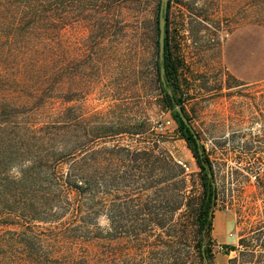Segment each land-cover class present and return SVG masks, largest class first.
I'll return each mask as SVG.
<instances>
[{
    "label": "rangeland",
    "instance_id": "rangeland-1",
    "mask_svg": "<svg viewBox=\"0 0 264 264\" xmlns=\"http://www.w3.org/2000/svg\"><path fill=\"white\" fill-rule=\"evenodd\" d=\"M159 6L63 0L59 40L49 31L48 113L89 181L92 254L111 264H202L203 172L165 102ZM166 23L176 96L217 190L210 262L264 264V0H171Z\"/></svg>",
    "mask_w": 264,
    "mask_h": 264
},
{
    "label": "trees",
    "instance_id": "trees-1",
    "mask_svg": "<svg viewBox=\"0 0 264 264\" xmlns=\"http://www.w3.org/2000/svg\"><path fill=\"white\" fill-rule=\"evenodd\" d=\"M61 7L63 0H0V264L112 262L107 252L92 254L96 224L86 215L92 204H84L89 181L78 174L76 148L68 149L56 139L64 128L61 115L48 113L49 31L56 32L58 41ZM59 55L54 54L56 59ZM161 66L165 102L203 172L196 217L198 251L202 264H211V250L203 243L210 238L217 199L210 160L198 134L195 138L174 110L179 104L185 112L176 96L177 73L170 53L158 58V73ZM13 166L19 168L21 179L9 175Z\"/></svg>",
    "mask_w": 264,
    "mask_h": 264
},
{
    "label": "water",
    "instance_id": "water-1",
    "mask_svg": "<svg viewBox=\"0 0 264 264\" xmlns=\"http://www.w3.org/2000/svg\"><path fill=\"white\" fill-rule=\"evenodd\" d=\"M168 3L169 0H160L159 13H158V56L160 60L164 58V52H165V40H166L165 25H166ZM160 79L163 82V85H165L164 68L162 66L160 67ZM167 90L169 93H171V90L169 88H167ZM174 110L178 113L179 117L184 122V124L190 128L193 136L196 138L197 133L192 128L188 116L185 114L181 105L174 104ZM208 175H210V173H208Z\"/></svg>",
    "mask_w": 264,
    "mask_h": 264
},
{
    "label": "clouds",
    "instance_id": "clouds-1",
    "mask_svg": "<svg viewBox=\"0 0 264 264\" xmlns=\"http://www.w3.org/2000/svg\"><path fill=\"white\" fill-rule=\"evenodd\" d=\"M9 175H10L13 179H16V180L21 179V172H20L19 168L16 167V166H13V167L10 169ZM102 223H103V222H102Z\"/></svg>",
    "mask_w": 264,
    "mask_h": 264
},
{
    "label": "flooded vegetation",
    "instance_id": "flooded-vegetation-1",
    "mask_svg": "<svg viewBox=\"0 0 264 264\" xmlns=\"http://www.w3.org/2000/svg\"><path fill=\"white\" fill-rule=\"evenodd\" d=\"M158 13H159V11H158ZM167 38V37H166ZM165 42H166V40H165ZM157 44H158V41H157ZM164 54H167V49H166V43H165V52H164ZM158 58H159V56H158ZM164 59V58H163ZM162 59V60H163ZM160 60V59H159ZM161 61V60H160Z\"/></svg>",
    "mask_w": 264,
    "mask_h": 264
}]
</instances>
